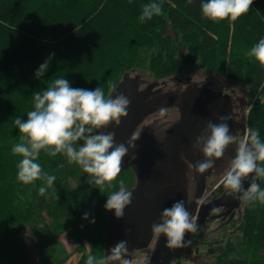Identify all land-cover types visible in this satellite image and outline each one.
Masks as SVG:
<instances>
[{
	"label": "trees",
	"instance_id": "obj_1",
	"mask_svg": "<svg viewBox=\"0 0 264 264\" xmlns=\"http://www.w3.org/2000/svg\"><path fill=\"white\" fill-rule=\"evenodd\" d=\"M150 2L153 0H0V264H31L24 236L27 227L40 234L36 245L41 263L63 264L67 259L58 242L63 232L79 245L78 264H86L87 256L94 255V248L86 249V244L95 247L100 237L101 220L97 221L92 209L93 197L97 196L101 210L106 188L102 194L87 182L88 174L78 165L43 150L35 162L56 176L53 186L40 196L38 189L46 186L44 181L28 185L18 181L17 165L22 157L11 149L20 142L21 134L14 121L17 117L26 120L27 113L34 110L33 93L57 78L67 79L73 88L94 90L128 71L136 49H159L146 34L153 35L163 17L176 30L196 35V46L214 71L247 83V95L255 98L248 127L259 129L264 141V88H260L264 68L247 56L264 38V0H253L249 12L236 21L219 23L202 16L204 0H193L191 5L187 0H163V14L141 22L142 6ZM46 60L49 69L37 79L34 73ZM258 183L264 189V182ZM85 213H89L88 219H84ZM237 219L242 221V238L228 242L216 264H264V204L251 207L242 202Z\"/></svg>",
	"mask_w": 264,
	"mask_h": 264
},
{
	"label": "clouds",
	"instance_id": "obj_2",
	"mask_svg": "<svg viewBox=\"0 0 264 264\" xmlns=\"http://www.w3.org/2000/svg\"><path fill=\"white\" fill-rule=\"evenodd\" d=\"M192 2L187 0L188 5ZM252 4L253 0H204L201 3L202 16L217 23L225 19L236 21L249 12ZM162 14L163 0H153L142 6L139 19L146 22ZM247 56L254 58L264 68V38L250 48ZM49 60L35 71L37 79L47 73ZM115 87V84L110 85L111 89ZM260 88H264V83ZM33 96L34 110L27 113L26 120L17 117L14 121L21 134L20 142L11 149L14 155L22 157L17 165L18 181L25 185L37 180L44 181L46 186L38 189L40 196H44L53 186L56 176L48 174L35 162L43 150L52 157L63 155L67 163L78 165L88 174L87 182L98 187L102 194L105 187L113 188V181L122 171L123 158L128 154L129 146L136 147L134 141L138 137L133 134L127 142L128 146L116 144L113 135L105 134L102 129L113 122L119 126L121 118L128 116L129 97L124 94H117L114 98L112 95L106 96L99 86L94 90L73 88L63 77L55 79L46 89L34 92ZM218 119L220 123L208 121L193 144V148L202 151L205 158L196 163L197 171L203 174L213 168L215 161L224 156L229 146L235 145V157L221 184L233 199L251 207H255L257 202L264 204V189L257 182H264V141L259 129L246 126L244 138L237 140L230 134V126L226 122L228 117L219 116ZM78 141L82 143L77 145ZM131 158L136 157L133 155ZM246 180H250L247 188L244 187ZM132 196L124 180H120L119 189L107 195L104 207L109 211L115 210V216L122 218L125 208L132 203ZM88 216L89 213H85L84 219H88ZM160 221L152 224V232L164 234L167 238L165 246L169 249L189 246L192 241L185 240L186 234L198 232V224L185 207L184 200L165 208ZM91 222L94 223V219ZM110 252V255L99 258L89 254L86 264H132L127 258L131 255L127 241H119Z\"/></svg>",
	"mask_w": 264,
	"mask_h": 264
},
{
	"label": "water",
	"instance_id": "obj_3",
	"mask_svg": "<svg viewBox=\"0 0 264 264\" xmlns=\"http://www.w3.org/2000/svg\"><path fill=\"white\" fill-rule=\"evenodd\" d=\"M134 72H125L108 94L113 98L117 94L129 97L128 116L121 118L119 126L113 122L102 129L105 134L113 133L116 144L128 146L133 134L138 137L134 141L136 147L129 146L122 164V170L131 167L137 176L136 184L127 188L133 193L132 203L125 208L122 218L115 216V210H106L103 254L110 255V249L125 240L131 253L127 258L132 261L137 251L154 240L151 264H163L170 250L165 246L167 238L164 234H154L152 224L161 222L160 216L165 208L184 200L198 226L211 218L210 214L216 209L225 207L223 214L228 216L227 222L237 208L240 211L241 201L233 199L226 191L210 197L217 189L223 188L221 180L235 157V145H230L224 156L215 161L214 167L203 174L197 171L196 163L204 160V155L193 148L196 137L201 135L208 121L220 123L219 116H227L226 122L230 126L234 104L229 93L199 87L195 81L183 85L179 92H173L165 88L166 81L160 83L157 78H145L142 73ZM241 95L238 100L246 102L245 93L244 98ZM166 107H175L179 111L168 128H164L163 123L158 124L161 116L147 120L151 114ZM240 124L245 132L247 124ZM236 132L230 127L231 135L237 137ZM133 155L135 159L131 158ZM212 174L215 178L210 181ZM249 186L250 180H246L244 187ZM218 216L220 214L215 217Z\"/></svg>",
	"mask_w": 264,
	"mask_h": 264
},
{
	"label": "rangeland",
	"instance_id": "obj_4",
	"mask_svg": "<svg viewBox=\"0 0 264 264\" xmlns=\"http://www.w3.org/2000/svg\"><path fill=\"white\" fill-rule=\"evenodd\" d=\"M153 32V35L147 33L146 36L154 39V43L159 49H155L153 46L139 47L136 49L135 56L130 60L127 70H134V73L137 74L142 73L145 78H157L160 83L166 81L165 88H170L173 92H179V89H181L183 85L192 80H194L199 87H208L215 91H226L232 94L233 102L237 104L234 109L236 112L242 113L243 104L245 105L244 119L248 127V116L254 106L255 98H249L247 95V83L245 81H233L225 77L224 74L220 75L222 73L214 71V69L209 66V59H205L206 55L201 52V50H198L196 46L198 42L196 35L176 30L170 25L167 17H163V21L161 20ZM130 63H132V65ZM185 71H189L190 73ZM179 73L182 74L179 75ZM123 74L119 72L116 78H112V82L100 86L105 91L106 96L113 90L110 88V85H117L122 79ZM169 77L174 79H168ZM189 77H192V79H188ZM232 88L235 89V92H231ZM243 93L246 95V102L244 103L236 99L237 96L243 95ZM178 114L179 111L177 108L166 107L151 114L147 120H153L155 117L161 116L158 124L163 123V127L168 128L172 120H174ZM111 134L113 135L112 132ZM244 135L241 136L240 139H243ZM120 180H124L127 188L131 187L136 181L135 173L130 167L122 170L116 180L113 181L115 186L113 188L105 187L107 194L119 189ZM224 190L223 187L217 189L216 192L219 193ZM213 195L214 194H211L210 197ZM106 201L107 197L103 202L101 210H99L97 196L93 197L92 209L96 214L97 221L101 220V222H99L100 237L99 243L95 247L86 244L87 250L94 248V256L98 258L103 256L104 249L107 224L106 209L104 207ZM239 213L240 211L235 213L228 222L227 217H224L225 219L222 217L209 218L210 220L208 219V221L198 226V232L196 234L187 233L185 240H191L192 243L187 247L169 250L165 257V264H173V262L179 260V258L182 259L185 264H216L217 255L221 254V250H226L228 242L242 238V221L237 219ZM233 219L237 220L230 224L234 221ZM49 221H51V219H49ZM24 236L27 240L31 264H44L38 260V247L36 242L40 234L34 233L31 231L30 227H27L24 230ZM58 242L60 247H63L62 249L68 255L63 264H78L82 252L78 250L77 247L79 245L77 242L69 237L66 232L58 236Z\"/></svg>",
	"mask_w": 264,
	"mask_h": 264
},
{
	"label": "flooded vegetation",
	"instance_id": "obj_5",
	"mask_svg": "<svg viewBox=\"0 0 264 264\" xmlns=\"http://www.w3.org/2000/svg\"><path fill=\"white\" fill-rule=\"evenodd\" d=\"M241 97L244 98L245 96H242L241 95ZM236 106H237V104H235V108H236ZM236 113H238V115H235L234 114L233 115V118L232 117L230 118V122H231L230 123V127H231L232 130H233V128H234L235 131L237 130V132H236L237 133L236 139L237 140H240L241 136H243V134H244L243 126L240 124V123L244 122L243 110H242V113H240V112H236ZM212 177L215 178V175H213ZM212 177H210V180L212 179ZM221 192H223V191H220L219 193L216 192L211 198L216 197L217 195H220ZM225 210L226 209L224 207V208H221L220 210L219 209H216V210L212 211V213L210 214L211 215V218H216L215 216L218 215V214H220V216H218V217H222L223 219H225L224 218L225 216L223 214V212Z\"/></svg>",
	"mask_w": 264,
	"mask_h": 264
},
{
	"label": "built area",
	"instance_id": "obj_6",
	"mask_svg": "<svg viewBox=\"0 0 264 264\" xmlns=\"http://www.w3.org/2000/svg\"><path fill=\"white\" fill-rule=\"evenodd\" d=\"M153 257V245L139 251L132 261V264H151ZM176 264V263H173Z\"/></svg>",
	"mask_w": 264,
	"mask_h": 264
},
{
	"label": "crops",
	"instance_id": "obj_7",
	"mask_svg": "<svg viewBox=\"0 0 264 264\" xmlns=\"http://www.w3.org/2000/svg\"><path fill=\"white\" fill-rule=\"evenodd\" d=\"M179 261H182V259L179 258ZM178 262V261H177ZM183 262V261H182Z\"/></svg>",
	"mask_w": 264,
	"mask_h": 264
}]
</instances>
